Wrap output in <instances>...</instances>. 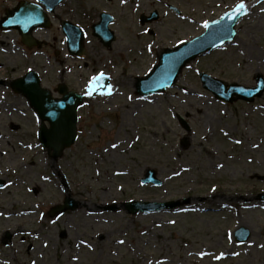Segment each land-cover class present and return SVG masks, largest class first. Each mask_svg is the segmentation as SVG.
<instances>
[{"label": "rangeland", "instance_id": "rangeland-1", "mask_svg": "<svg viewBox=\"0 0 264 264\" xmlns=\"http://www.w3.org/2000/svg\"><path fill=\"white\" fill-rule=\"evenodd\" d=\"M19 1L0 0V20ZM253 1L66 0L36 32L45 44L33 48L0 29V264H264V95L222 103L199 77L251 87L264 75V2ZM238 4L249 9L233 41L189 63L173 88L137 93L162 50L201 36ZM155 11L158 19L142 25ZM104 12L117 36L110 48L92 31ZM62 19L85 32L83 56L69 55ZM28 70L45 87L65 80L88 96L79 140L56 163L24 145L36 141V121L9 83ZM99 74L111 79L108 95L89 94ZM148 169L161 184L142 182ZM69 195L81 206L50 217ZM176 200L187 203L148 214L124 208ZM242 227L250 235L238 242Z\"/></svg>", "mask_w": 264, "mask_h": 264}, {"label": "water", "instance_id": "water-1", "mask_svg": "<svg viewBox=\"0 0 264 264\" xmlns=\"http://www.w3.org/2000/svg\"><path fill=\"white\" fill-rule=\"evenodd\" d=\"M46 8L53 11L55 6L62 0H39ZM245 9H238V7L222 17L221 20L208 24L207 31L200 37L183 44L175 49H167L163 51L159 58V64L146 77L138 80L136 85L140 94H151L165 90L167 87L173 85L176 81L182 68L195 59L199 54L212 51L220 47L225 42L232 40L235 37V25L238 19L244 14ZM231 17V19L229 18ZM149 17L148 20H152ZM111 21L106 15H102V21L94 26V34L97 35L106 46H110L115 39V35L108 28ZM3 27H18L24 37V41L30 43V33L33 28L38 26H48L49 19L45 10L36 4L22 2L14 11L8 13V19L1 22ZM64 32L68 38L69 49L72 54H82L85 51L82 31L69 22L62 23ZM201 80L203 86L212 91L218 99L226 101H234L242 99L247 102H253L257 97H261L264 93V77L262 74L256 76L257 85L255 87H246L237 83L226 85L223 81L216 79L206 73H201ZM12 86L16 92H23L31 101L32 105L40 113L43 119L50 120L54 126V131L41 132V138L49 150L54 149L55 156L61 155L65 147L71 146L75 141L76 136V109L81 102V96L72 92L67 97L73 100L71 105L55 102L51 99L50 92L43 89L40 85V80L36 72H30L25 77L15 80ZM62 92L66 91L61 89ZM71 120L70 126L60 127V123L64 122V117L68 116ZM53 140H60L61 146H54ZM144 182H152L159 184L160 181L151 173L147 175ZM2 183L0 182V186ZM264 198V194L261 195ZM179 201L168 203H155L132 201L126 203V208L130 213H138L143 211L149 213L151 211L160 210L163 208H174L179 205ZM78 203L71 198L65 200V204L53 210L55 212L65 211L67 209H75ZM249 237V231L244 228L236 231V238L239 241H244Z\"/></svg>", "mask_w": 264, "mask_h": 264}, {"label": "flooded vegetation", "instance_id": "flooded-vegetation-1", "mask_svg": "<svg viewBox=\"0 0 264 264\" xmlns=\"http://www.w3.org/2000/svg\"><path fill=\"white\" fill-rule=\"evenodd\" d=\"M68 86H69V85H68ZM58 87H59V83L56 84V85L52 88V95H53V98H54V99L62 100L63 97H64V95H63V94H60V93L58 92ZM69 88H70V87H69ZM70 89H72V88H70ZM25 101H26V100H25ZM24 115L26 116V118L29 117L27 113H24ZM32 118H33V120L36 121V130H35V135H36V136L34 135V136H32L31 138H32V139H35V140H36V143L39 144V139H38V136H37V132H38V130H39V128H40L41 123H40V120H39L37 117H32ZM34 118H36V119H34ZM80 123H81V117H79V121H78V129H79V131H81ZM47 125L50 126V124H47ZM30 143H31V144H34L33 141H31ZM39 145H40V144H39Z\"/></svg>", "mask_w": 264, "mask_h": 264}, {"label": "snow or ice", "instance_id": "snow-or-ice-1", "mask_svg": "<svg viewBox=\"0 0 264 264\" xmlns=\"http://www.w3.org/2000/svg\"><path fill=\"white\" fill-rule=\"evenodd\" d=\"M237 7H238V9H245L246 6L244 4H239ZM229 18L231 19V17H229ZM207 26L208 25L205 24V27H207ZM102 77H103V74H101L100 78H102ZM97 83H98V78L94 77L92 86L95 87ZM89 94H91V88L89 90ZM114 147H115V145H114Z\"/></svg>", "mask_w": 264, "mask_h": 264}, {"label": "bare ground", "instance_id": "bare-ground-1", "mask_svg": "<svg viewBox=\"0 0 264 264\" xmlns=\"http://www.w3.org/2000/svg\"><path fill=\"white\" fill-rule=\"evenodd\" d=\"M260 2H264V0H254V1L252 2V5H257V3H260ZM252 5H251V6H252ZM246 9H249V4L246 5Z\"/></svg>", "mask_w": 264, "mask_h": 264}]
</instances>
